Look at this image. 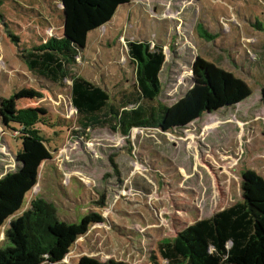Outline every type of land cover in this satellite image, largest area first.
Returning a JSON list of instances; mask_svg holds the SVG:
<instances>
[{
	"label": "rangeland",
	"instance_id": "rangeland-1",
	"mask_svg": "<svg viewBox=\"0 0 264 264\" xmlns=\"http://www.w3.org/2000/svg\"><path fill=\"white\" fill-rule=\"evenodd\" d=\"M63 22L60 0H0V100L8 99L10 110L32 107L59 120L52 128L40 125L52 157L40 164L19 212L0 227V247L9 244L4 236L10 220L40 198L67 223L88 213L103 218L58 264H76L83 255L101 263L165 264L159 241L241 200L244 170L264 178V0H128L110 22L89 32L71 71L111 95L135 81L129 41L162 47L163 104L190 88L197 56L250 86L251 94L236 105L166 132L135 127L123 136L106 127L85 133L76 128L69 81L52 84L18 57L61 37ZM20 144L0 114V177L19 167Z\"/></svg>",
	"mask_w": 264,
	"mask_h": 264
},
{
	"label": "trees",
	"instance_id": "trees-1",
	"mask_svg": "<svg viewBox=\"0 0 264 264\" xmlns=\"http://www.w3.org/2000/svg\"><path fill=\"white\" fill-rule=\"evenodd\" d=\"M61 1L65 13L63 36L21 51L18 57L31 72L52 84L63 87L69 81L74 125L81 133L104 127L123 136L135 127L171 131L185 127L205 112L234 106L251 94L244 80L197 56L190 88L172 104H163L158 101L162 90L159 74L165 60L162 47L129 41L135 81L130 89L111 95L72 72L71 67L86 46L89 32L110 22L117 8L128 0ZM199 27L207 34L202 25ZM261 102L264 104V86ZM8 103V99L0 100L2 122L21 144L16 153L19 167L0 177V227L19 212L26 194L37 182L40 164L52 157L50 138L44 136L40 125L52 128L59 123L58 119L49 121L32 107L10 110ZM62 121L69 126L67 120ZM241 195V200L194 221L175 237L159 241V257L165 264H264V178L254 170H244ZM102 219L88 213L77 223H67L59 219L52 203L36 198L28 209L10 220L4 236L9 244L0 247V264H58L77 238ZM76 264L128 263L113 259L101 263L83 255Z\"/></svg>",
	"mask_w": 264,
	"mask_h": 264
},
{
	"label": "water",
	"instance_id": "water-1",
	"mask_svg": "<svg viewBox=\"0 0 264 264\" xmlns=\"http://www.w3.org/2000/svg\"><path fill=\"white\" fill-rule=\"evenodd\" d=\"M60 4H61V7H62V14H63V19H65V13H64V11H63V3H62V1L60 0ZM64 23V22H63ZM63 36V35H62ZM192 71V70H191Z\"/></svg>",
	"mask_w": 264,
	"mask_h": 264
}]
</instances>
